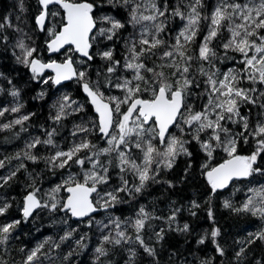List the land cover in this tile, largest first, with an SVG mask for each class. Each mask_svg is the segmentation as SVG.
I'll return each mask as SVG.
<instances>
[{
  "label": "snow or ice",
  "instance_id": "1",
  "mask_svg": "<svg viewBox=\"0 0 264 264\" xmlns=\"http://www.w3.org/2000/svg\"><path fill=\"white\" fill-rule=\"evenodd\" d=\"M104 4L124 14H105ZM19 9L28 11L24 0ZM15 21L0 19V47L19 66L0 71V93L12 98L0 102V129L40 132L0 159V187L21 170L26 181L18 217L6 215L11 200L0 201V264H8L17 227L41 212L64 227L22 248L19 264H75L95 234L79 232L81 224L99 232L93 264H264V226L229 245L213 207L220 200L230 213L264 221V183H253L264 178V0H37L30 27L20 15ZM34 34H43L40 45ZM64 82L79 85L83 99L62 92ZM32 83L41 86L34 99L55 89L36 125L37 113L22 111ZM46 177L56 180L45 186ZM194 181L205 191L186 210L198 217L203 206L207 228L181 221L185 207L171 197L166 212L138 199L154 185L167 192ZM133 201L131 211L117 209ZM99 210L106 223L93 216ZM171 233L188 247L172 244ZM207 245L214 254L200 255Z\"/></svg>",
  "mask_w": 264,
  "mask_h": 264
},
{
  "label": "trees",
  "instance_id": "2",
  "mask_svg": "<svg viewBox=\"0 0 264 264\" xmlns=\"http://www.w3.org/2000/svg\"><path fill=\"white\" fill-rule=\"evenodd\" d=\"M37 0H24L26 7L28 8L27 12H21L19 9V0H0V19L4 16L10 15L15 23V17L17 15L21 16L22 21H25L29 27L31 26V15L35 10ZM102 9L105 14L117 15L118 13L123 15L122 9H114L111 5L104 4L102 5ZM11 32V29L7 30ZM35 42L37 45L42 43L43 34H34ZM54 58L60 59L62 57L56 56ZM7 65V68H5ZM98 66V61L94 62V68ZM229 66H231L229 64ZM18 65L11 60L10 53H4L3 48L0 47V71H7L8 68H18ZM94 69H90V73ZM27 77L18 76L17 79H26ZM93 78H95L93 76ZM0 84H4L6 87L5 82L0 79ZM69 87L62 88V92L70 93L73 98L83 99V94L81 92L80 86L76 83L72 82ZM41 86L32 83L27 85L24 88V92L22 94L23 101L25 102V108L22 111H33L36 112L37 115L32 117L33 125H36L38 122H42L43 118H45L49 111V105L52 103V99H54L53 93L55 91L54 88L49 89V95L46 96L43 100L39 98H35L39 88ZM58 95V93H57ZM51 97V98H50ZM11 97L6 96L4 93H0V102H10ZM9 114L6 113V116ZM15 115V114H12ZM80 119H88V117L84 116L83 113L78 114ZM3 117H0V121H3ZM76 122H80L77 120ZM67 127L64 129V133H68L71 130V122H66ZM19 127V126H17ZM40 130L37 127H31L28 129L27 132L21 133L19 137H15L12 135L11 132L7 130L0 129V159H3L5 156H12L15 152L23 149L24 141L28 138V134H39ZM70 138V137H69ZM11 165H15L17 161L15 159L11 160ZM29 165V168H39L36 165H33L32 162L26 161ZM9 162L6 161V165ZM42 167V164L39 166ZM180 169L177 168L169 173V178H173L177 173H179ZM6 174L5 168H0V175ZM52 180L55 181L56 177H46L45 179V186H47L48 181ZM25 177L23 174V170L17 174V178L13 181H10L7 185L0 187V201L4 199H8L12 201V207L9 209L8 213L6 214L9 218H16L18 217V210H17V203L19 202V197L22 192V185L25 183ZM254 184L264 183V178L259 176L253 181ZM150 195L147 196H140L138 199L142 203H147L149 206L155 204L158 209H163L164 212L167 211L166 205L168 203L169 197L175 199L177 203L183 204L185 210L182 211L180 216L178 217L181 221L188 220L191 224L195 227H204L207 228L209 226V222L205 220L206 214L203 211V206L198 214V217H190L189 213L187 212L188 207V200L192 198L201 199L203 193L205 191L204 187L202 186L201 181H194L191 183H186L183 185L177 184L175 189H171L167 192L164 191L160 187V185H154L151 189L148 190ZM231 191V186L224 190V196H228V193ZM15 198V199H13ZM234 202H239L243 199V191H236L235 194L232 196ZM136 202L133 201L131 204H121L117 205V209H126L131 211L133 209V205ZM220 200L213 201L214 211L217 217L218 223L222 226L226 238L228 239L229 245H233V241L237 240L238 238L245 237L248 232H252L257 230L259 227L264 226V221H261L258 217L251 216V215H237L234 213H230L229 210L224 209L220 206ZM115 215H120V211L113 210ZM125 215L128 214V211H125ZM96 220H104L106 223V214L103 210H99V213L94 216ZM5 219L4 216H0V222H3ZM71 223V221H70ZM157 224L161 222L157 221ZM73 227L76 225L73 224ZM62 225H53L50 222V217L41 212L40 215L36 219L29 218L28 222H23L19 225L16 229V239L10 241V249L7 254L8 264H19L22 256L21 249L23 248L25 251L27 248L35 246L37 242H40L47 236H54ZM79 232H90L92 235V240L89 244V247L83 250L75 261V264H93L92 261V247L96 243L97 237L99 235L98 230L95 226L92 229H89L87 225L81 224L80 228L78 229ZM170 241L172 244H175L177 248L183 251L188 245L185 243L184 237L178 233H171L170 234ZM27 246V248H25ZM201 248H205V246H200ZM213 255L212 246L207 245L204 252H201L200 255ZM260 249L256 248L255 252L252 255L259 257ZM3 250L0 248V255H3ZM217 259L219 260V254H215ZM231 257V247H229V254L228 257L224 258L226 261ZM179 259V257H175ZM55 259V257H53ZM119 260V256L116 257ZM162 259L167 261L168 259V251H163ZM191 259V257H189Z\"/></svg>",
  "mask_w": 264,
  "mask_h": 264
},
{
  "label": "water",
  "instance_id": "3",
  "mask_svg": "<svg viewBox=\"0 0 264 264\" xmlns=\"http://www.w3.org/2000/svg\"><path fill=\"white\" fill-rule=\"evenodd\" d=\"M53 56L54 57H56V56H59L58 54H53ZM65 84H70V83H72V82H64ZM58 87V86H57ZM82 92V91H81ZM231 185H229V187H230ZM226 190V189H225ZM99 213V212H98ZM98 213H93V216H96ZM73 219H75V218H73Z\"/></svg>",
  "mask_w": 264,
  "mask_h": 264
}]
</instances>
